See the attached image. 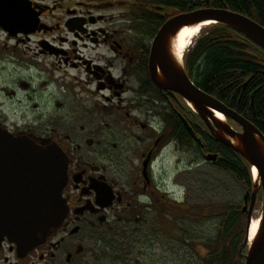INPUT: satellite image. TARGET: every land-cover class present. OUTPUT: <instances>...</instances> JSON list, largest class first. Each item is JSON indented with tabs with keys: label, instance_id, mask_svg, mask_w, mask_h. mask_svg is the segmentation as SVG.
Here are the masks:
<instances>
[{
	"label": "flooded vegetation",
	"instance_id": "obj_1",
	"mask_svg": "<svg viewBox=\"0 0 264 264\" xmlns=\"http://www.w3.org/2000/svg\"><path fill=\"white\" fill-rule=\"evenodd\" d=\"M207 8L245 14L223 0H0V52L20 75L10 77L8 96L49 99L57 115L53 130L38 131L0 107V126L55 145L67 174L60 229L32 248L5 239L0 264H155L159 251L188 258L191 170L215 153L208 165L228 173L219 166L227 147L184 96L155 83L151 57L160 54L156 65L165 68L171 56L205 92L194 70L211 33L186 38L183 50L185 27L158 36L175 16Z\"/></svg>",
	"mask_w": 264,
	"mask_h": 264
},
{
	"label": "water",
	"instance_id": "obj_2",
	"mask_svg": "<svg viewBox=\"0 0 264 264\" xmlns=\"http://www.w3.org/2000/svg\"><path fill=\"white\" fill-rule=\"evenodd\" d=\"M207 22L230 28L264 50V26L245 15L221 9H204L177 16L161 29L158 40L170 38L183 27H196ZM160 57V54L151 57L155 83L161 89L173 88L184 96L193 111L206 122L210 134L250 165L253 189L244 195L242 212L247 214L248 223L241 251L247 249V253L242 254L245 264H264V133L239 112L202 92L191 82L184 66H179L171 56L167 57L165 68L158 67L155 61ZM168 81H171L170 85H167ZM247 86L248 80L244 88ZM229 120L236 122L241 130L231 126ZM187 123L190 135L206 150L204 140ZM218 156L209 153L205 158L216 162ZM66 179V163L55 145L45 146L28 136H14L0 126V245L8 239L21 248H32L53 236L67 214L62 197ZM260 194L262 214L257 230L251 236L250 227Z\"/></svg>",
	"mask_w": 264,
	"mask_h": 264
},
{
	"label": "trees",
	"instance_id": "obj_3",
	"mask_svg": "<svg viewBox=\"0 0 264 264\" xmlns=\"http://www.w3.org/2000/svg\"><path fill=\"white\" fill-rule=\"evenodd\" d=\"M229 1L264 25V0ZM198 46L201 49L197 58L201 61L194 71L199 86L249 118L264 133V51L243 35L222 26L213 29ZM247 80L248 86L243 90ZM257 89L260 90L255 93L252 105V94ZM225 151V163H220V168L251 189L253 178L246 161L230 149ZM223 206L213 239V245L216 244L208 246L206 264H244L240 250L247 236L248 219L241 205Z\"/></svg>",
	"mask_w": 264,
	"mask_h": 264
},
{
	"label": "rangeland",
	"instance_id": "obj_4",
	"mask_svg": "<svg viewBox=\"0 0 264 264\" xmlns=\"http://www.w3.org/2000/svg\"><path fill=\"white\" fill-rule=\"evenodd\" d=\"M205 30V29H204ZM202 30V35L204 32ZM0 42V48H1ZM0 106L7 118L12 123L19 125H32L39 130L51 131L56 126L57 115L53 113L54 106L50 100L43 101L42 97L38 102L30 99L27 92H20L12 98L8 96L7 85L12 80L10 77L19 78V74L13 71L8 62V54L0 52ZM50 79L57 82L56 77ZM20 99V101H19ZM194 172V173H193ZM193 173V174H192ZM192 190L191 206L189 210V256L181 263L173 256L158 252L157 263L155 264H206L208 258V246L213 245L218 227L220 225V213L226 204L243 205L246 193L242 185L234 176L203 163L194 166L189 176ZM196 204V207H195ZM262 201H259L254 213V220L259 223L262 214ZM199 238L204 240V245L196 241ZM200 241V242H201ZM216 243H214L215 245ZM199 245V247H198ZM213 245V246H214Z\"/></svg>",
	"mask_w": 264,
	"mask_h": 264
},
{
	"label": "bare ground",
	"instance_id": "obj_5",
	"mask_svg": "<svg viewBox=\"0 0 264 264\" xmlns=\"http://www.w3.org/2000/svg\"><path fill=\"white\" fill-rule=\"evenodd\" d=\"M223 5L225 6H232L231 2L229 0H223ZM201 10V9H199ZM213 22H207L205 24H200L196 27H185L183 28V30L181 31L182 33V36H181V40L182 41V44L180 46V50H183V49H186L187 48V45H188V42H187V39L186 38H194L195 36H198L199 33L202 31V28H205L207 26H210ZM235 110V109H233ZM236 112H239L237 110H235ZM240 115L244 116L243 114L239 113ZM219 116H221V114H218ZM245 117V116H244ZM258 222H256L254 219H253V223H252V227L251 228V236L256 232L257 230V226H258Z\"/></svg>",
	"mask_w": 264,
	"mask_h": 264
}]
</instances>
